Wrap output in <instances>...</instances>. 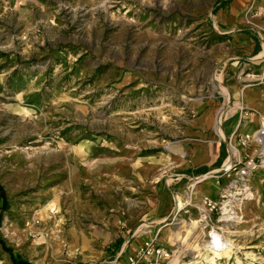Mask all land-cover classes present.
I'll list each match as a JSON object with an SVG mask.
<instances>
[{
    "label": "rangeland",
    "instance_id": "1",
    "mask_svg": "<svg viewBox=\"0 0 264 264\" xmlns=\"http://www.w3.org/2000/svg\"><path fill=\"white\" fill-rule=\"evenodd\" d=\"M228 3L0 0L6 246L35 264H83L153 227L138 239L178 264H264V0ZM206 140L215 154L194 165ZM207 172L209 198L220 205L225 190L236 217L215 209L200 223L206 195L190 194ZM210 226L233 254L208 260ZM0 264H12L1 248Z\"/></svg>",
    "mask_w": 264,
    "mask_h": 264
},
{
    "label": "crops",
    "instance_id": "2",
    "mask_svg": "<svg viewBox=\"0 0 264 264\" xmlns=\"http://www.w3.org/2000/svg\"><path fill=\"white\" fill-rule=\"evenodd\" d=\"M240 1H241V3L245 4V7H246L250 0H240ZM232 2H233V0H229L227 11H229V9L232 8L231 7V3ZM245 7L241 8L239 10V12L241 11V13H242L244 11ZM239 15L237 16V18L239 17ZM237 18H236V21H230V19L228 20V17H226L225 23L229 24V25H233L235 22H238ZM192 154H193L192 163L194 165L206 164V162H208L210 160V158L215 154V143L212 142V141H208V140L199 141L194 146V150H193ZM212 170H215V169H212ZM207 171H210V169L207 170ZM202 178H204V179L199 181ZM204 182H206V183H204ZM217 194H218L217 181H215V179H213V177L211 176L210 172H207L205 176L199 177V179L198 178L196 179L194 190H192V193L190 194V200H192L193 198H200V196L202 197L204 195L214 199V198L217 197ZM177 196H179V195H177ZM180 197L179 198L182 199V201H183V203L185 205L186 204V200L185 199H187V197H189V196L184 197V195L182 193H180ZM175 205H176V200H175ZM150 229L152 230L151 233H149L150 236H151L153 234V232H154V228L153 227L146 228V229H138L135 233H133L131 238H127L124 241H122V240L120 241L119 240L117 242V244H115L113 247H109L108 246L106 248V251L108 252V250L111 249L110 252H109L110 254L103 256V259H101V260L89 259L88 261H84L83 264H127L128 256L133 254V253H135L136 249L140 245H142V242H144V241H146L148 239V237H144V236L138 239L139 233L141 231L150 230ZM164 232L165 231L162 229L160 231V235L162 236L164 234ZM161 245H163V244H161ZM86 247H87V245L85 244V248ZM164 247H166V246H164ZM0 248L3 250V252L5 254H8L9 259L11 260L12 264H16V261H18V260L26 261L29 264H35V263L25 259V258L20 257L18 255V253L13 252V250L10 247L6 246V244L1 239H0ZM74 248H75L74 252H78L79 251V253L83 252V250L85 249L84 247H80L79 249H77L76 245L74 246ZM195 263L196 262L194 261V264ZM158 264H163V261L158 263ZM165 264H178V263H177V259H175V258L172 259L171 258ZM182 264H186V263H182Z\"/></svg>",
    "mask_w": 264,
    "mask_h": 264
},
{
    "label": "built area",
    "instance_id": "3",
    "mask_svg": "<svg viewBox=\"0 0 264 264\" xmlns=\"http://www.w3.org/2000/svg\"><path fill=\"white\" fill-rule=\"evenodd\" d=\"M250 141V135H244L239 137V144L246 146V144ZM233 148V145H230ZM202 175L201 177L205 176ZM221 193V204L218 205V202L211 200L209 197L204 196L202 200L203 206L199 207L202 210L200 215V223L206 222L207 217H210V213L213 210H218L219 219L223 220L228 218L236 217V211L234 210V206L232 205L230 200L227 199V194L224 192ZM206 228V227H204ZM221 231L215 226H210L206 230V238L208 241H213L214 236L217 235L215 241L220 238ZM219 235V236H218ZM172 257L171 250L167 249L163 245L157 242L156 238L150 239L147 244L140 245L135 253L128 256L127 264H158L162 261L169 260Z\"/></svg>",
    "mask_w": 264,
    "mask_h": 264
},
{
    "label": "bare ground",
    "instance_id": "4",
    "mask_svg": "<svg viewBox=\"0 0 264 264\" xmlns=\"http://www.w3.org/2000/svg\"><path fill=\"white\" fill-rule=\"evenodd\" d=\"M176 206L178 208H181V206H182V201L179 197H177ZM216 237H217V235L214 236L213 241L207 240L205 247L203 249L207 254L210 255V258L208 260H210L212 262L214 261V259H217V257H219V256H223V255L229 256V255L233 254L234 248H235V245L233 244L231 239H228V238L226 239V237H224V235L220 234V238L217 241H215ZM148 242L149 241L144 242L143 245L147 244ZM197 259H199V258L195 259L196 263H198ZM207 263H209V262H207Z\"/></svg>",
    "mask_w": 264,
    "mask_h": 264
},
{
    "label": "trees",
    "instance_id": "5",
    "mask_svg": "<svg viewBox=\"0 0 264 264\" xmlns=\"http://www.w3.org/2000/svg\"><path fill=\"white\" fill-rule=\"evenodd\" d=\"M0 197L4 203L5 202V193H4V190L2 189V187H0ZM16 264H29V263L26 261H23V260H18V261H16Z\"/></svg>",
    "mask_w": 264,
    "mask_h": 264
},
{
    "label": "water",
    "instance_id": "6",
    "mask_svg": "<svg viewBox=\"0 0 264 264\" xmlns=\"http://www.w3.org/2000/svg\"><path fill=\"white\" fill-rule=\"evenodd\" d=\"M205 178V177H204ZM204 178H202L201 180H203ZM201 180H199V181H201Z\"/></svg>",
    "mask_w": 264,
    "mask_h": 264
}]
</instances>
